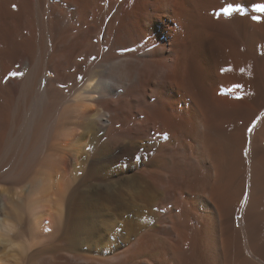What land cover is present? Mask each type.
<instances>
[{
  "label": "bare ground",
  "instance_id": "bare-ground-1",
  "mask_svg": "<svg viewBox=\"0 0 264 264\" xmlns=\"http://www.w3.org/2000/svg\"><path fill=\"white\" fill-rule=\"evenodd\" d=\"M261 7L0 0V264H264Z\"/></svg>",
  "mask_w": 264,
  "mask_h": 264
},
{
  "label": "snow or ice",
  "instance_id": "snow-or-ice-1",
  "mask_svg": "<svg viewBox=\"0 0 264 264\" xmlns=\"http://www.w3.org/2000/svg\"><path fill=\"white\" fill-rule=\"evenodd\" d=\"M257 11H264V7H261V8H257L256 9ZM233 11V9L231 7L225 9V12L230 14L231 12ZM236 11H241V9H236ZM252 129L250 128L249 131H251Z\"/></svg>",
  "mask_w": 264,
  "mask_h": 264
},
{
  "label": "rangeland",
  "instance_id": "rangeland-1",
  "mask_svg": "<svg viewBox=\"0 0 264 264\" xmlns=\"http://www.w3.org/2000/svg\"><path fill=\"white\" fill-rule=\"evenodd\" d=\"M26 229H27V231H28V233H29V232H30V228H29V227H27ZM27 231H26V232H27ZM49 243H51V244H49V245H50V247L52 246V247H54V248H55V246H56V245H55V244H56L55 242L53 243V241L51 240ZM54 248H52V249H54Z\"/></svg>",
  "mask_w": 264,
  "mask_h": 264
}]
</instances>
